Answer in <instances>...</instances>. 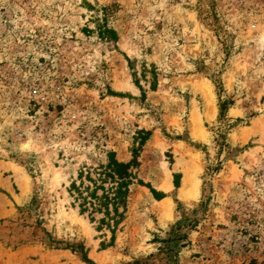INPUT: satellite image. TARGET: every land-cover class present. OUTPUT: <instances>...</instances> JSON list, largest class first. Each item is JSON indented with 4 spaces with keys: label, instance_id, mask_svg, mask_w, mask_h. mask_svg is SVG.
<instances>
[{
    "label": "rangeland",
    "instance_id": "rangeland-1",
    "mask_svg": "<svg viewBox=\"0 0 264 264\" xmlns=\"http://www.w3.org/2000/svg\"><path fill=\"white\" fill-rule=\"evenodd\" d=\"M133 149L165 197L132 186L111 243L67 188ZM80 246L264 264V0H0V264H88Z\"/></svg>",
    "mask_w": 264,
    "mask_h": 264
},
{
    "label": "trees",
    "instance_id": "trees-1",
    "mask_svg": "<svg viewBox=\"0 0 264 264\" xmlns=\"http://www.w3.org/2000/svg\"><path fill=\"white\" fill-rule=\"evenodd\" d=\"M98 35L106 42L115 39V32L103 25L99 27ZM227 110L226 104L221 103L220 117H223ZM140 134L138 145L142 146L148 139V133L141 131ZM138 166L137 149L132 150V157L128 162L119 161L114 152H109L103 162L80 169L77 177L67 188L69 196L74 201L73 205H77L79 215H87L90 223H97L98 231L107 230L111 235V243L115 240L116 230L126 217L127 201L132 186H145L157 201L165 197L163 193L144 185L138 179L135 171ZM173 178V185L177 189L180 176L175 174ZM96 216H99L98 219ZM74 250L82 254L84 262L94 264L84 255V246L75 247Z\"/></svg>",
    "mask_w": 264,
    "mask_h": 264
},
{
    "label": "bare ground",
    "instance_id": "bare-ground-1",
    "mask_svg": "<svg viewBox=\"0 0 264 264\" xmlns=\"http://www.w3.org/2000/svg\"><path fill=\"white\" fill-rule=\"evenodd\" d=\"M24 147L27 149L29 147V144L28 143L25 144Z\"/></svg>",
    "mask_w": 264,
    "mask_h": 264
}]
</instances>
